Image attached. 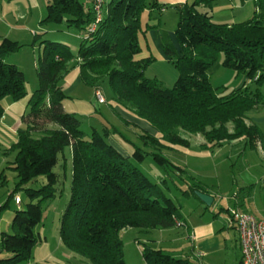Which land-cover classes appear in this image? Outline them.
<instances>
[{"label": "trees", "instance_id": "trees-1", "mask_svg": "<svg viewBox=\"0 0 264 264\" xmlns=\"http://www.w3.org/2000/svg\"><path fill=\"white\" fill-rule=\"evenodd\" d=\"M95 1L90 8L79 0H50L47 5L45 22L77 28L81 38L76 56L66 44L48 40L40 43L38 88L28 101L30 111L21 117L25 128L18 130L17 141L11 147L16 155L7 167L18 179L9 199H15L16 191L22 190L29 201L15 211L12 233L1 237L0 252L8 255L0 264H21L31 257L39 239L35 229L41 223L42 203L62 195L66 149L70 196L58 236L71 253L91 264H125L122 231L166 230L178 221V207L159 185L152 183L129 156L107 142L111 133L107 127L103 134L96 129L84 133L78 118L64 111L66 96L58 82L74 58L83 83L98 89L107 80L112 100L133 117L148 121L160 135L151 142L187 146L178 135L181 129L201 135L208 145L202 147L205 150L239 140L256 147L257 130L248 124L247 114L264 101L260 91L264 87V0H255L256 10L250 20L233 25L212 22L216 0L177 6V57L164 47L169 62L178 71L172 89L162 88L156 79L144 76L154 58H138L139 36L150 28L142 25V16L162 11L159 0H109L99 8H95ZM38 37L35 34L34 39ZM17 49V43L9 39L0 43V120L6 98L18 101L25 96L23 73L5 63L6 56ZM218 52L223 53V67L246 77L242 89L226 96L217 95L207 74ZM151 142L142 140V144ZM155 149L161 151V147ZM147 155L136 147L132 158L141 162ZM152 158L161 166H172L157 153ZM60 164L63 171L57 173L54 169ZM40 177L45 182L38 189L27 186ZM196 193L207 194L196 184L182 191L185 196L199 199ZM143 259L146 264H191L189 259H174L151 247L144 249Z\"/></svg>", "mask_w": 264, "mask_h": 264}, {"label": "rangeland", "instance_id": "rangeland-1", "mask_svg": "<svg viewBox=\"0 0 264 264\" xmlns=\"http://www.w3.org/2000/svg\"><path fill=\"white\" fill-rule=\"evenodd\" d=\"M79 1L86 8L91 7V2L88 0ZM104 1L109 0H101L102 4ZM196 1L159 0L158 4L163 10L153 11L150 15L149 25L155 24L153 29L162 35L166 46L176 57L178 42L175 30L179 21L176 7L191 5ZM49 2L50 0H0V43L3 39H9L18 45L16 51L6 56L5 63L17 66L23 73L25 91V96L18 101L6 98L2 102L5 112L0 122V171L4 170L5 178L0 179V206H4L0 210V219L5 215H9L12 219L15 211L23 209L29 201L22 190H17L15 194L21 199V205L16 204L14 198L9 199L18 179L16 173L7 167L16 155V151H11V147L17 141L18 130L25 128L21 117L30 111L28 101L38 88L37 59L43 47L40 43L48 40L66 44L72 55L76 56L81 38V32L77 28L67 27L63 23L44 21ZM94 5L97 8V4ZM255 7L254 0H216L212 4L211 20L216 24L228 25L245 22L254 16ZM199 9L202 11L201 7ZM142 19H146L145 13ZM35 34L40 36L36 40ZM222 61L223 53L218 52L214 63L207 71L210 84L218 96L237 92L246 82L244 75L223 67ZM69 66L68 72L64 73L58 82V86L66 96L62 102L64 111L78 118L80 129L84 133L89 134L91 129H96L103 134L104 128L107 127L111 131L107 142L125 156H129L133 164L152 183L159 185L165 195L178 207L181 226L146 231L129 228L120 233L125 264H146L143 251L149 247L161 250L174 259H189L191 264H199L200 260L193 257L192 247L193 244L196 246L201 238L202 235H199L201 231L214 236L219 235L217 232L220 231L228 249L226 252L224 248L226 254L223 253L221 256V263H214L213 259L219 258V254H216L211 258H203L206 264L209 262L226 264L225 261L227 264L229 261L236 264L238 248L235 247L234 227L229 221L231 211L250 214L257 220L264 221V101L247 114L248 124L257 130L255 148L239 140L205 150L202 147L207 148L208 145L201 135L190 134L181 129L178 130V135L187 141L188 145L166 143L165 145L164 142H151L152 138L160 139V135L147 120L136 115L133 117L112 100L107 80H103L96 89L82 82L75 58L69 62ZM144 76L148 79H156L162 88L172 89L178 78V71L169 61L154 59L145 69ZM260 91L264 96V87L260 88ZM98 95L103 99V104L98 103ZM142 140L152 144H142ZM136 147L149 154L141 162H135L132 158ZM159 147L161 151L155 149ZM155 153L171 162L172 166L157 164L152 158ZM64 154L68 163L62 195L42 203V219L35 232H39L43 238L46 237L47 244L43 241L42 245L38 243L36 248H33L31 260L34 264H91L68 251L63 245L56 247L61 215L70 196L69 151L66 149ZM61 165L54 171L62 173ZM43 182L45 178L40 177L27 186L38 189ZM193 184L201 186L206 191V195L213 199L210 206L193 195L182 194L183 190ZM8 222L6 231L11 233L10 221ZM206 224L208 226H205ZM199 225L205 226L203 227L205 229L199 230L197 227ZM223 226L225 229L220 230ZM188 227L191 229L190 235L187 232Z\"/></svg>", "mask_w": 264, "mask_h": 264}, {"label": "crops", "instance_id": "crops-1", "mask_svg": "<svg viewBox=\"0 0 264 264\" xmlns=\"http://www.w3.org/2000/svg\"><path fill=\"white\" fill-rule=\"evenodd\" d=\"M88 1L92 2V0H88ZM254 2H255V0H254ZM145 17H146L145 20L142 19V25L146 26V27L148 26L150 28L148 31H146L145 34L139 36V44H140V48H141V53L139 54L138 58L152 57L155 60L158 59L161 61H169L168 57L164 53V47H167V46H166V43H165L162 35H160L158 33V31L153 29V28H155L154 23H152L154 25H149L151 22L149 13L146 12ZM142 42H143V44H142ZM143 50H144V53H143ZM178 50H179V46H178ZM178 50H177V52H178ZM4 112H5V110H4ZM2 119H3V117L1 118L0 122L2 121ZM16 125L18 126L19 124H16ZM3 178H5L4 170L0 171V179H3ZM1 182H3V181H1ZM16 197H18V196L15 195V198ZM19 200H21V199L19 198ZM14 201H15V199H14ZM15 203L18 205H21V203H19L17 201H15ZM177 219H178V221H177L176 226L174 228H176L177 226H181V224H182V222H180V219H179V214H178ZM8 221H10L9 228H10V232L12 233L11 217L9 215H5V217L0 219V241H1L2 235L4 233L6 234L8 232V231H6L7 230L6 227L9 224ZM183 224L187 227V225L185 223H183ZM205 226H208V224H206ZM205 226H203V227H205ZM197 227L199 228V230L205 229L200 225ZM224 229H225V226H223V228L220 230H224ZM232 229H233V227H232ZM190 230L191 229L189 228L187 231L188 234H189ZM233 230L235 232V247L238 248V251H237L238 255H237L236 264H241L240 246H239V242L237 239L236 231H235V229H233ZM58 231H59V229H58ZM58 231H57V234H58ZM217 233H219V235H215V236L213 234L209 235L208 233H205L202 231H201V233H199V235H202V236H201V238H199L198 242L196 243V246L193 244V247H192L193 257L196 258L197 260H200L201 263H199V264H206L204 262L203 258H211L212 255H216V254H219V258L213 259V261H215L214 263H216V262L221 263V261H220L221 256L223 255V253L226 254V252H228V249L226 246L227 244H226V242H224L225 240L222 239V237L224 238V236L220 233V231ZM37 235H38L39 239H38L36 245H38V243H40L39 245H42L43 241L45 242V244H47V238L46 237H44V238L41 237L39 232L37 233ZM194 239H195V234H194ZM57 243L58 244H56V247H61L60 245H62V243L59 239V236L57 239ZM224 248L227 250L226 252H224ZM55 250H56V248H55ZM51 251H53V250H51ZM51 254L52 253H50V255ZM7 255H8L7 252H4V251L0 252V260L5 259L7 257ZM32 258H33V250L31 253V257L27 261H25L21 264H34L33 261L31 260ZM210 261H211V259H210ZM225 263L227 264V261H225ZM208 264H210V262ZM229 264H232V261H229Z\"/></svg>", "mask_w": 264, "mask_h": 264}, {"label": "built area", "instance_id": "built-area-1", "mask_svg": "<svg viewBox=\"0 0 264 264\" xmlns=\"http://www.w3.org/2000/svg\"><path fill=\"white\" fill-rule=\"evenodd\" d=\"M101 3V0H96L97 8ZM100 19L101 16L98 15L97 21ZM94 28L93 26L92 30ZM97 101L103 103L99 95ZM15 200L19 202L18 197ZM229 219L238 235L241 264H264V221L236 210L231 211Z\"/></svg>", "mask_w": 264, "mask_h": 264}, {"label": "water", "instance_id": "water-1", "mask_svg": "<svg viewBox=\"0 0 264 264\" xmlns=\"http://www.w3.org/2000/svg\"><path fill=\"white\" fill-rule=\"evenodd\" d=\"M196 196L207 206L212 204L213 199L210 196L203 193H196Z\"/></svg>", "mask_w": 264, "mask_h": 264}]
</instances>
